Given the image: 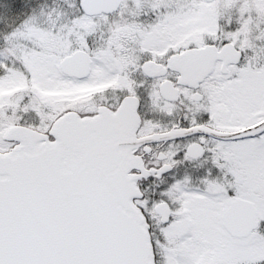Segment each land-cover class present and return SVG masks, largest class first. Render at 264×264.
<instances>
[{"label": "snow or ice", "instance_id": "obj_1", "mask_svg": "<svg viewBox=\"0 0 264 264\" xmlns=\"http://www.w3.org/2000/svg\"><path fill=\"white\" fill-rule=\"evenodd\" d=\"M0 264H264V0H0Z\"/></svg>", "mask_w": 264, "mask_h": 264}]
</instances>
